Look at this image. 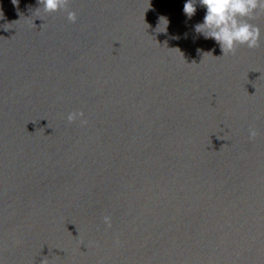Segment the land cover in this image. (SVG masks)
<instances>
[{"label":"water","instance_id":"obj_1","mask_svg":"<svg viewBox=\"0 0 264 264\" xmlns=\"http://www.w3.org/2000/svg\"><path fill=\"white\" fill-rule=\"evenodd\" d=\"M186 2L0 0V264H264V13L223 55Z\"/></svg>","mask_w":264,"mask_h":264},{"label":"clouds","instance_id":"obj_2","mask_svg":"<svg viewBox=\"0 0 264 264\" xmlns=\"http://www.w3.org/2000/svg\"><path fill=\"white\" fill-rule=\"evenodd\" d=\"M13 3H16V0H13ZM38 3L40 5L37 9L38 13L42 11L44 14H51L61 9L67 10L70 0H38ZM196 3L197 0H187L184 5L183 12L189 19L196 14ZM198 3L206 7V14L203 23L195 25V31L203 34L206 39H214L223 55L235 54L238 46H246L249 49L260 46L261 30L250 21L258 13H264V0H198ZM67 19L71 23H76L77 13L69 11ZM161 20L167 22L164 18ZM67 120L69 123L79 121L82 127H86L89 123L82 110L70 112ZM257 135L256 129L250 127L249 139L255 140ZM103 222L109 228L112 227L110 215L103 216ZM115 243L119 245V239ZM42 264H48L47 258L42 261Z\"/></svg>","mask_w":264,"mask_h":264}]
</instances>
